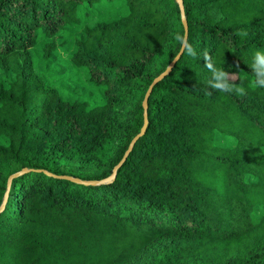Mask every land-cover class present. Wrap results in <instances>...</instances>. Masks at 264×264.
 I'll list each match as a JSON object with an SVG mask.
<instances>
[{"label":"trees","instance_id":"obj_1","mask_svg":"<svg viewBox=\"0 0 264 264\" xmlns=\"http://www.w3.org/2000/svg\"><path fill=\"white\" fill-rule=\"evenodd\" d=\"M100 1L123 15L84 27L69 61L102 101L70 102L29 50L53 63ZM180 1L182 16L175 0H0V264H264V88H249L264 0ZM183 21L198 56L151 89L121 161ZM204 51L246 95H206Z\"/></svg>","mask_w":264,"mask_h":264},{"label":"rangeland","instance_id":"obj_2","mask_svg":"<svg viewBox=\"0 0 264 264\" xmlns=\"http://www.w3.org/2000/svg\"><path fill=\"white\" fill-rule=\"evenodd\" d=\"M123 9L116 5H109L103 1L97 2L89 7L80 17L77 26L73 27L70 36L67 38L55 39V50L53 52V63H46L42 57V49L40 43L29 50L30 61L33 71L41 76L50 84L61 85L64 91V97L68 101L73 99H88L92 103H100L102 101L101 90L87 82L84 72L75 68L69 61L70 56L74 52V43L78 38H82V29L91 26L94 22L105 19L113 20L123 15ZM2 75L0 73V79ZM71 94L68 98L67 94ZM214 142L218 145H229L230 143L219 136H215ZM260 212L254 213V218H259Z\"/></svg>","mask_w":264,"mask_h":264},{"label":"clouds","instance_id":"obj_3","mask_svg":"<svg viewBox=\"0 0 264 264\" xmlns=\"http://www.w3.org/2000/svg\"><path fill=\"white\" fill-rule=\"evenodd\" d=\"M241 35H246V32L241 31ZM174 39L179 42L181 52H186L187 55L197 58L198 53L195 48L188 44L186 37L179 33L174 34ZM204 66L211 72V78L206 81V95L211 96L213 92L220 91L224 93H234L238 96L246 95V90L239 80V73L228 72L223 67L218 68L212 59L209 52L202 53ZM252 79L249 82L251 90L264 88V51H256L250 66Z\"/></svg>","mask_w":264,"mask_h":264},{"label":"water","instance_id":"obj_4","mask_svg":"<svg viewBox=\"0 0 264 264\" xmlns=\"http://www.w3.org/2000/svg\"><path fill=\"white\" fill-rule=\"evenodd\" d=\"M175 2L177 3L178 7H179V10H180V15L182 16V6H181V1L180 0H175ZM182 25H183V30H184V33L183 35L186 37V25H185V22L183 21L182 22ZM181 54V46H180V49L178 51V53L176 54V56L170 61V63L167 65V67L158 75L156 76L150 83V85L148 86L145 94H144V97H143V100H142V117H143V125L140 129V132L138 135H136L132 140L131 142L129 143V146H128V149L127 151L124 153V156L122 157L121 161L124 159V157L126 156V154L128 153V151L131 149L133 143L137 140V138L143 133L144 131V128H145V124H146V102H147V98H148V95L150 94L151 92V89L160 81L162 80L168 73L169 71L171 70V68L173 67L174 63L177 61V59L179 58ZM121 161L113 168L112 170V176L115 174L117 168L119 167ZM13 176H10L8 179H7V184H6V193H5V196L7 194V190L9 188V184H10V180ZM4 201H5V198L4 200L2 201V205H1V208L4 204Z\"/></svg>","mask_w":264,"mask_h":264}]
</instances>
